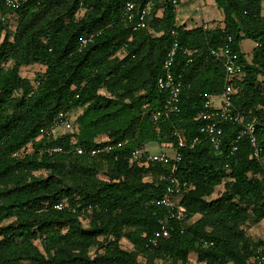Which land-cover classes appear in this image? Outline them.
I'll list each match as a JSON object with an SVG mask.
<instances>
[{
    "label": "trees",
    "instance_id": "trees-1",
    "mask_svg": "<svg viewBox=\"0 0 264 264\" xmlns=\"http://www.w3.org/2000/svg\"><path fill=\"white\" fill-rule=\"evenodd\" d=\"M127 1L27 0L12 30V10L0 0V264H140V255L148 264H185L191 252L206 264H254L264 247L243 226L264 219V157L251 156L247 136L232 151L240 126L231 122L223 123L216 151L198 118L203 93L224 85V67L209 47L230 34L245 64L235 108L247 120L258 117L264 148V0H215L223 19L213 29L177 25V5L156 0L148 26L138 30L121 18ZM173 31L180 41L175 71L184 84L181 108L154 122L152 114L167 98L157 79ZM246 38L256 42L250 59L242 50ZM32 64L45 67L33 81L21 74ZM79 108L74 132L40 136L60 111L70 115ZM176 133L185 148L178 147ZM121 141L125 145L111 152L88 153ZM150 141L183 154L177 175L193 188L180 196L186 208L181 219L152 202L165 195L168 182L159 172L168 167L130 162L131 150ZM76 144L86 153L76 154ZM54 145L64 151H46ZM218 185L223 192L210 199ZM161 219L170 235L153 244ZM122 238L134 248H123ZM95 246L103 252L92 258Z\"/></svg>",
    "mask_w": 264,
    "mask_h": 264
},
{
    "label": "built area",
    "instance_id": "built-area-1",
    "mask_svg": "<svg viewBox=\"0 0 264 264\" xmlns=\"http://www.w3.org/2000/svg\"><path fill=\"white\" fill-rule=\"evenodd\" d=\"M6 7L12 10V16L18 18V10L27 2V0H3ZM156 0H128L121 13V18L124 22L130 24L133 30L143 29L148 26L150 14L153 11V6ZM175 5H178L179 0H171ZM8 15H2L1 18L4 22L7 21ZM205 29L210 28L207 22L203 23ZM174 40L163 62V72L157 79L158 88L167 93V98L161 107L153 114L154 122H158L162 117L170 116L171 114L178 113L181 108L182 94H183V78L180 73L175 71V61L180 48V41L176 31L172 32ZM87 39H83L82 43L85 44ZM233 37L227 35L223 44L218 47H209L211 55L221 61L224 70L225 78L224 85L220 92H204L203 105L198 118H201L205 123L201 131L205 133L216 151L220 150L223 143L224 122H231L239 125L240 130L233 142V150L237 149L236 143L243 137L247 136L252 146V157L261 161L264 157V148L259 140L257 134V124L260 122L258 117L252 120H247L245 116L240 113L234 104L235 94L239 90L240 80L245 76V64L240 60L238 52L232 46ZM185 53L190 55L191 50L186 49ZM192 62V58L187 59V64ZM218 99V104L215 103ZM75 126L70 115L60 111L53 121L40 129L39 134L41 137H55L58 134H65L74 132ZM178 135V147L185 148L187 146L186 140ZM197 138L191 143L192 147L197 142ZM126 141H121L112 144L100 145L91 149L88 153L90 155H97L102 152H111L115 148L123 147ZM46 151L50 154L60 153L64 151L61 145L49 146ZM76 154H84L86 150L80 144L74 146ZM173 154L168 151L150 152L145 146H138L131 150L129 159L131 163H137L141 166H149L151 163H162L168 167L166 171L159 172V177L166 180L167 187L165 195L161 198L154 199L152 202L168 208L171 217L181 219L186 214V208L180 204V196L184 191L193 188V184L188 180H182L177 175L179 170V163L183 160L181 151L174 149ZM63 203L55 205L56 208L61 209ZM170 225L166 220L161 219L159 227L155 230L151 241L156 244L160 238L170 235ZM254 264H264V247L260 248L253 258Z\"/></svg>",
    "mask_w": 264,
    "mask_h": 264
},
{
    "label": "rangeland",
    "instance_id": "rangeland-1",
    "mask_svg": "<svg viewBox=\"0 0 264 264\" xmlns=\"http://www.w3.org/2000/svg\"><path fill=\"white\" fill-rule=\"evenodd\" d=\"M212 2L215 3L214 0H199V2L198 1L196 2L195 0H189V2H187V1L184 3L181 2L180 5L178 6V17H177L178 22L181 23V20L186 19L187 22L191 26H193L195 24L194 22H196L195 20H197L200 17V15L202 16V13H203L204 20H207V21H209L208 23H210V28L211 29L215 28L217 25H219L221 23V21H222L221 18H223L222 17L223 13H222V10L219 9L217 7V5L212 4ZM192 4L194 5L193 7H192ZM84 12H85V10L81 9L78 12L76 17L80 18L84 14ZM263 13H264V3H263ZM9 15H11V14H9ZM15 17L16 16L13 15V19L9 20V22H11V24H12V27H11L12 30L15 29L16 24H17L18 18L16 19ZM202 23H204V22H202ZM255 46H256V42L253 41L252 39L246 38L242 41V50H243V52H245V54L248 58L251 57L252 49ZM120 55H123V53H121ZM44 70H45V67H43L39 64H32V65H28V66H23L21 68V74L33 81V80H35L37 75L43 74ZM259 79H260V81L263 82L264 76H260ZM101 93L109 94L105 89H102ZM218 102H219V100L215 99V103L218 104ZM81 111L82 110L80 108L74 110L70 114L71 119L74 120L76 117V114H79ZM145 147L150 152H159V151H163V150L168 151L171 154H173V152H174L172 147L167 146V145H163V144H159L155 141H150V142L146 143ZM37 174H45V172L44 171H38ZM100 174H102V173H100ZM146 180H151V178L146 177ZM223 189H224L223 185H218L216 187L214 193L211 196H209V198L210 199L211 198H217L223 192ZM90 220H91V215H88L87 217H85L83 219V225L85 227H87L89 225ZM243 226L246 229V232L250 236L252 241L257 242V241L261 240L263 242L262 246H264V219L261 220L258 224H254V225L253 224H251V225L246 224ZM100 239L103 241L104 237L101 236ZM120 244L125 249H133L134 248L133 245L125 238L121 239ZM97 252H103V248H99L98 246L92 247L90 249L91 257L94 258L95 254ZM139 261H140V264H148L146 262L145 257H143L142 255L139 256ZM154 264H180V263H173L170 260L158 259L155 261ZM185 264H206V263L198 261L197 253L191 252L189 255V260ZM230 264H232V263H230Z\"/></svg>",
    "mask_w": 264,
    "mask_h": 264
},
{
    "label": "crops",
    "instance_id": "crops-1",
    "mask_svg": "<svg viewBox=\"0 0 264 264\" xmlns=\"http://www.w3.org/2000/svg\"><path fill=\"white\" fill-rule=\"evenodd\" d=\"M189 2V0H179V3H178V5H177V8H176V20H177V17H178V6L180 5V3L182 2V3H184V2ZM196 2L198 1L199 2V0H195ZM215 1V0H214ZM212 4H214V5H216V3H213L212 2ZM197 5V4H196ZM194 5L192 4V7H193ZM223 17V16H222ZM200 18V19H199ZM197 20H195L196 22H194L195 24L193 25V26H191L188 22H187V20L186 19H183V20H181V23H179L178 22V20H177V25H184V26H186V27H188V28H193L194 26H201V25H203V23L202 22H209V21H207V20H204V17H203V13H202V16L200 15V17H199ZM221 19H223V18H221ZM198 21V22H197ZM199 23V24H198ZM208 25L210 26V23H208ZM209 29H211V28H209ZM253 50V49H252ZM251 56H252V54H251ZM248 58V57H247ZM251 58V57H250ZM249 58V59H250Z\"/></svg>",
    "mask_w": 264,
    "mask_h": 264
}]
</instances>
